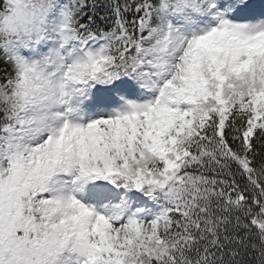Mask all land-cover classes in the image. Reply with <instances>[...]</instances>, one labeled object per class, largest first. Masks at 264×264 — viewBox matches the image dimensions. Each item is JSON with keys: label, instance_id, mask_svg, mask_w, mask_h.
Returning a JSON list of instances; mask_svg holds the SVG:
<instances>
[{"label": "snow or ice", "instance_id": "obj_1", "mask_svg": "<svg viewBox=\"0 0 264 264\" xmlns=\"http://www.w3.org/2000/svg\"><path fill=\"white\" fill-rule=\"evenodd\" d=\"M0 264H264V0H0Z\"/></svg>", "mask_w": 264, "mask_h": 264}, {"label": "rangeland", "instance_id": "obj_2", "mask_svg": "<svg viewBox=\"0 0 264 264\" xmlns=\"http://www.w3.org/2000/svg\"><path fill=\"white\" fill-rule=\"evenodd\" d=\"M150 203H152V202H150ZM149 210H151V209H149ZM156 211H159V207L158 206H156V209H155Z\"/></svg>", "mask_w": 264, "mask_h": 264}]
</instances>
